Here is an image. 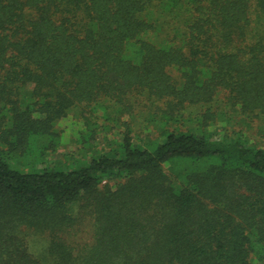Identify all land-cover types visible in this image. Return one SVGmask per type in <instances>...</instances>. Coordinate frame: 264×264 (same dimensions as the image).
I'll list each match as a JSON object with an SVG mask.
<instances>
[{
	"label": "trees",
	"instance_id": "1",
	"mask_svg": "<svg viewBox=\"0 0 264 264\" xmlns=\"http://www.w3.org/2000/svg\"><path fill=\"white\" fill-rule=\"evenodd\" d=\"M223 119L264 137V0H0V264H264V148Z\"/></svg>",
	"mask_w": 264,
	"mask_h": 264
},
{
	"label": "rangeland",
	"instance_id": "2",
	"mask_svg": "<svg viewBox=\"0 0 264 264\" xmlns=\"http://www.w3.org/2000/svg\"><path fill=\"white\" fill-rule=\"evenodd\" d=\"M223 98V97H221ZM225 103V101L223 102ZM222 110H224L225 112H228L230 114V109L225 107L224 105L220 108ZM235 119V117H234ZM76 122L74 121V119H72V121H68V124H61L60 125V129L61 131L63 130L64 133L62 134V138H61V143L59 145L58 150L55 153H51L49 156H47L46 161L48 164L50 165H59V166H64L66 165L68 162H73L74 160H80L81 158V146L78 145V143H73L75 140H77V130L79 129V127L77 125H73L71 123ZM141 122L140 120H138V123L136 125H139ZM225 121L223 119V121L220 122L219 125L217 126H211L209 128H207V130L209 132H213L215 134L214 137H220L222 136L224 133H228L231 136H233V132L236 128V131L239 129H242L243 133L245 134V136L247 138H250L251 142L257 146H259V148H264V137L262 138L260 133V122H258L257 120H254L251 123V127L252 128H246L245 126H236L233 128L228 127L229 129L225 130L226 125L224 124ZM107 124V123H106ZM115 131H120V126L119 125H114ZM135 126V123H134ZM122 130V129H121ZM226 131V132H225ZM112 136V135H111ZM111 136H107L108 138L112 139ZM151 136V134H144L142 137L143 138H147ZM104 137L106 136H102L98 139V142L96 143L98 146V150H101L102 147L104 146ZM75 138V139H74ZM101 145V146H100ZM89 240V228L87 227V224H85V229L82 231V234H79L77 236V241L79 243H84L86 241ZM90 241H88L87 243H89ZM82 245V244H81Z\"/></svg>",
	"mask_w": 264,
	"mask_h": 264
}]
</instances>
